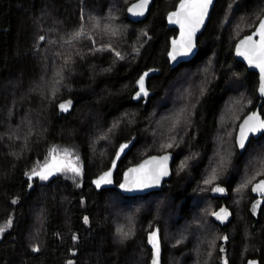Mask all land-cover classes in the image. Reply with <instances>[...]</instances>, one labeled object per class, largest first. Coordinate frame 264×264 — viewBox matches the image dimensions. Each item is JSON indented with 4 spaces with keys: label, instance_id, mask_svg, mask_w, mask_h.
Listing matches in <instances>:
<instances>
[{
    "label": "trees",
    "instance_id": "obj_1",
    "mask_svg": "<svg viewBox=\"0 0 264 264\" xmlns=\"http://www.w3.org/2000/svg\"><path fill=\"white\" fill-rule=\"evenodd\" d=\"M136 1L0 0V264H151L157 228L163 264H222L224 255L264 264V201L255 215L252 191L264 179V135L243 154L236 143L259 104V75L234 53L264 0H217L198 55L174 69L178 30L167 15L180 0H154L134 23ZM150 69L152 96L140 99ZM52 143L79 147L81 185L30 180ZM167 151L176 160L161 191L125 197L94 184L115 163L120 183L127 168ZM223 206L227 226L216 220Z\"/></svg>",
    "mask_w": 264,
    "mask_h": 264
},
{
    "label": "water",
    "instance_id": "obj_2",
    "mask_svg": "<svg viewBox=\"0 0 264 264\" xmlns=\"http://www.w3.org/2000/svg\"><path fill=\"white\" fill-rule=\"evenodd\" d=\"M182 2L186 3L187 0H180L179 3L177 4V7L174 10L170 11L167 15L168 28L178 30V34L171 38L170 49H169V52L167 55V58L171 64L172 69L177 68L182 63H188V62L192 61L198 55L199 50H200V46L198 44V39L204 33L205 29L207 28L208 23L210 22L212 12L215 8L217 0H211V4L208 6L207 15L204 17L203 23L199 26L198 30L195 31V33L192 37L193 47L191 49V52L187 55H179L178 54L181 51L182 29H181L180 23H173L172 22L173 20H177V19L182 20L186 26L185 31L187 30V25H188V19L186 16L187 9H184V10L181 9L180 6H181ZM140 3H141V0H137L136 2L131 4L127 10L128 18L134 23H139V22H142V21L147 19L148 15L150 13V10L154 4V0H147V4L143 8V15H137L136 13L140 9H137L135 6L140 4ZM174 13H176L178 15L174 16L173 15ZM261 21H264V16L262 17V19L258 23L257 27L255 28V30L251 34L243 37L242 39H240L237 42V44L235 46V51H234L235 58L238 61L245 64V66L249 69V71L255 72L259 75V88H258V92H257V98L259 99V104L255 110H253L252 112H250L247 116H245L243 118V120L239 124L238 131H237L236 143H237L238 151L240 154H243L247 150L250 142L253 139H255V140L260 139L264 135V129H261L260 131H257L254 133L249 132L247 134V139L245 140V147L243 149L239 147L240 130H241V127L244 126L245 121L250 116H253V114H255V116L258 117L260 120H264V115L261 112L262 106L264 105V73H262L260 71V68L256 66V63H257L256 57H253V61H254L253 63H249L247 55H240L238 52V49L240 51L247 52V47L242 46V42L245 41L250 36L253 38L254 42H257V43L259 42L260 37L258 35V31H259V25H260ZM185 39H186V37H185ZM173 41L177 42L175 45V48L177 51V56H176L175 60H173L172 56L170 55L173 52V48H174ZM156 74H158L157 70L150 69V70L145 71L141 75V77L139 78V80L137 82V86H138V97L140 99H148L152 96V92L148 88V81L151 77L155 76ZM141 78H143V80H144V90L147 93V95H145L144 92H141V90H140L139 81L141 80ZM69 110L70 109L68 108L67 111H64V110H62V111L68 112ZM164 157H167L166 161L163 159ZM175 160H176L175 154L171 151H167V152H164L161 154L150 155V156L144 158L138 164L130 166L129 168H127L123 173V178H122V181L120 183H116L115 178H114L115 173H116V167H117V163H115L111 170L103 173L101 176L96 178L94 180V184L98 188V190H102L103 188H106V187L114 188V189L118 190L120 192V194H122L125 197L146 196V195H149L151 193L161 191L164 188L165 184L169 180L172 179V177H173V166H174ZM149 161L152 162L151 165H149V167H156L158 165L166 166L167 175L161 176L159 184H156V185H153L151 187L144 188V189L128 190L127 188H121V185L125 184V182H126V177L130 178L133 175H137L136 173H131L130 172L131 169H139L142 165H145L146 162H149ZM109 172L111 173V175H110V177H108V179H110L111 183H101L99 186H97L96 181L99 180L101 177L105 176V174L109 173ZM37 177H39V176L32 175L30 177V180L33 181V179H35ZM261 181H264V179L255 183L253 185V189H252L253 195L255 197H258V198H264V191L254 190V189H256V186L258 184H260ZM231 220H232V215H229L227 217V224H229L231 222ZM153 234H155V239H156L158 246H159V255L157 257L156 249H155L153 243L151 242L150 243V247L152 249L151 264H154V261H156V264H163L164 248H163L162 234H161L160 228L155 229L154 232L151 234V237L153 236ZM247 264H261V263H260L259 259L250 258L247 261Z\"/></svg>",
    "mask_w": 264,
    "mask_h": 264
},
{
    "label": "snow or ice",
    "instance_id": "obj_3",
    "mask_svg": "<svg viewBox=\"0 0 264 264\" xmlns=\"http://www.w3.org/2000/svg\"><path fill=\"white\" fill-rule=\"evenodd\" d=\"M147 0H141V3L136 5L135 7L137 9H140L136 14L137 15H143V8L146 6ZM211 4V0H187V2L181 3V9H187V19H188V25L187 30L185 31V23L180 20H173V23H180L181 29H182V42H181V51L178 53L179 55H187L191 52V49L193 47L192 45V37L196 30H198L199 26L203 23L204 17L207 15L208 6ZM174 16L178 15L176 13L173 14ZM171 19V18H170ZM81 35V33H77L76 36L78 37ZM258 35L260 37L259 42H254L253 38L250 36L245 41L242 42V46L247 47V52L240 51L238 49V52L240 55H247V58L249 60V63H253V57L257 58L256 66L260 68V71L264 73V21H261L259 25V31ZM186 37V39H185ZM41 40L44 38L41 37ZM176 41H173V52L170 54L172 56V59L175 60L177 56V51L175 48ZM119 55V54H117ZM140 84V90L141 92H144L145 95L147 93L144 90V80L141 78L139 81ZM71 102L69 101L66 104H61L60 107L62 110L67 111L70 107ZM261 129H264V120H260L258 117L253 114V116H250L244 123V126L241 127L240 130V137H239V147L244 148L245 147V140L247 139V134L249 132H257ZM126 147V146H124ZM170 147V145H169ZM55 151V150H54ZM123 151V148L121 149ZM64 155L70 156L71 154L65 150ZM165 161L167 160V157L163 158ZM151 161L146 162L145 165H142L139 169H131V173H136L137 175H133L130 178L126 177L125 184L121 185V188H127L128 190L132 189H144L151 187L153 185L159 184L161 176L167 175L166 166L158 165L156 167H149L151 165ZM72 171L73 173L79 175L81 172V169L75 165L74 162H70L67 165H45L44 168H42L39 172L33 171L32 175L39 176L42 180H47L49 176L53 175L55 172L59 171ZM111 173H106L105 176L101 177L99 180L96 181L97 186H99L101 183H111L110 177ZM215 178V177H213ZM209 181H206L208 183ZM259 191H264V181H261L260 184L256 186V189ZM215 191H223L221 188H216ZM217 216L221 219L226 218L225 216H220L217 214ZM120 234L122 238H127L129 233L124 232L123 229H120ZM0 232H3V229L0 228ZM151 242L153 243L157 257L159 255V246L155 239V234L150 238ZM226 239V237H225ZM38 250V249H34ZM154 264H156V261H154Z\"/></svg>",
    "mask_w": 264,
    "mask_h": 264
},
{
    "label": "rangeland",
    "instance_id": "obj_4",
    "mask_svg": "<svg viewBox=\"0 0 264 264\" xmlns=\"http://www.w3.org/2000/svg\"><path fill=\"white\" fill-rule=\"evenodd\" d=\"M55 150V151H54ZM65 150H67L71 155L67 156L69 158H71V160L74 162L75 161V165L77 167H80L83 169V163L81 160V150L79 149V147L76 144H62V143H52L50 146V151H53L52 153L54 155H60L62 157V159H65ZM35 170V169H34ZM58 176H63L65 179L69 180L73 185H81V183L83 182L82 179V174L80 173L79 175L73 173L72 171H68V170H64L61 171L59 174H57ZM216 188H221L223 189V191H215ZM214 189V193L217 195H221L224 193V188L223 187H219L217 186ZM257 200L255 202V208H254V213L255 215H257L259 207L261 206V204L264 201V198H258L256 197ZM227 259L226 256L224 255L222 258V264H227Z\"/></svg>",
    "mask_w": 264,
    "mask_h": 264
},
{
    "label": "flooded vegetation",
    "instance_id": "obj_5",
    "mask_svg": "<svg viewBox=\"0 0 264 264\" xmlns=\"http://www.w3.org/2000/svg\"><path fill=\"white\" fill-rule=\"evenodd\" d=\"M53 151H50L49 155L47 156V158L43 161V162H39V164L36 165V167L34 168L36 172H39L42 168H44L45 165H67L70 162H73L71 160V158L69 157H65V159L63 160L62 157L60 155H54L52 153ZM75 163V161H74ZM80 168V167H79ZM81 169V174H82V179L84 178V172L83 169ZM61 171L59 172H55L53 175L49 176V178L47 180H42L40 179V177L35 178V180H41V181H48L49 179L58 176L57 174H59ZM224 193L221 194V196H227V189L224 188ZM217 214H219L220 216H225L226 214V218L221 219L217 216ZM216 214V220L217 222L221 225V226H227V217L230 215V213L227 211V207L223 206L220 211Z\"/></svg>",
    "mask_w": 264,
    "mask_h": 264
}]
</instances>
